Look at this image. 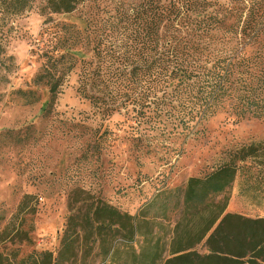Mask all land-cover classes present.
<instances>
[{"label":"trees","instance_id":"obj_1","mask_svg":"<svg viewBox=\"0 0 264 264\" xmlns=\"http://www.w3.org/2000/svg\"><path fill=\"white\" fill-rule=\"evenodd\" d=\"M31 1L0 0V5L21 13ZM86 1L47 0L45 7L50 15L65 14ZM226 1L139 0L116 7L114 15L84 32L48 17L39 33L48 51L40 55L34 79L47 88L45 111L79 63L77 91L92 106L106 114L130 108L138 123L142 118L178 139L198 134L203 121L221 111L237 119L263 118L264 53L249 48L264 28V0ZM81 45L89 48L87 60H77ZM16 93L27 103L38 101L34 91ZM259 158L264 141L242 146L206 176L188 178L182 190L156 194L135 215L92 199L85 212L68 218L69 228L92 229L86 237L100 242L106 254L115 252L107 240L121 236L132 243L134 264H264V218L226 213V197L213 201L242 171L241 184L257 189L243 163ZM170 213H178L172 226ZM202 241L205 253L195 249ZM74 242L71 234L64 236V247ZM53 263L49 251L23 262Z\"/></svg>","mask_w":264,"mask_h":264},{"label":"rangeland","instance_id":"obj_2","mask_svg":"<svg viewBox=\"0 0 264 264\" xmlns=\"http://www.w3.org/2000/svg\"><path fill=\"white\" fill-rule=\"evenodd\" d=\"M137 1L89 0L71 13L51 15L47 0H32L21 13L0 5L1 264H23L41 251L52 254L53 264H134L131 242L116 235L107 240L115 252L106 254L100 242L86 237L92 229L73 230L68 218L81 215L97 198L135 215L161 191L182 190L188 178L211 173L232 151L264 141V117L237 119L221 111L203 121L198 134L178 139L170 130L149 127L147 120L138 117V123L130 108L106 114L78 94L79 63L45 111L47 88L34 82L40 55L48 51L40 42L43 21L51 17L84 32L114 15L116 7ZM77 48V60L91 57L89 48ZM249 50L264 53V28ZM17 90L34 91L38 101L25 102ZM243 165L257 189L241 184L242 171L213 201L226 197V213L264 218V158ZM177 218L178 213L169 214L170 226ZM70 234L75 242L66 248L64 236ZM202 243L195 248L199 253L206 252Z\"/></svg>","mask_w":264,"mask_h":264}]
</instances>
